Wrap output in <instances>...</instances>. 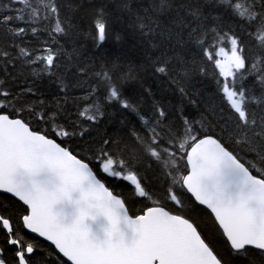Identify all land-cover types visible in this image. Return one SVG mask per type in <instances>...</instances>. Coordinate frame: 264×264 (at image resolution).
<instances>
[{"label": "snow or ice", "instance_id": "snow-or-ice-1", "mask_svg": "<svg viewBox=\"0 0 264 264\" xmlns=\"http://www.w3.org/2000/svg\"><path fill=\"white\" fill-rule=\"evenodd\" d=\"M0 196V264H264V0H0Z\"/></svg>", "mask_w": 264, "mask_h": 264}, {"label": "trees", "instance_id": "trees-1", "mask_svg": "<svg viewBox=\"0 0 264 264\" xmlns=\"http://www.w3.org/2000/svg\"><path fill=\"white\" fill-rule=\"evenodd\" d=\"M109 11H110V16H112V17H114L118 14L114 7H111L109 9ZM83 14L84 13H81V15H83ZM89 23H90V20L85 19L82 22V27L84 29H86ZM110 29L113 31H123L124 32V34H125L124 39L120 44H115L112 42L111 39H109L104 44L102 49L97 50L94 47L93 41L90 37H87L86 35H79L77 33H73L70 37V43L68 46V51L72 50L73 43H75V46L80 48L82 54L86 58L94 59L95 65L97 68H99L100 63H102L104 60H111V59H114L116 57H121V58L128 57V58H132V59L138 61V58L142 56V52L140 51V48L137 45V41L135 40V38L132 35L131 29H129L127 27V21L123 18L120 21H115L113 19L110 21ZM77 41H78V43H77ZM210 71H211V69H210ZM133 88H134V85L126 86V94L131 93ZM204 90L209 95L212 94V92L214 90V83L212 82V80L210 78L205 82ZM42 91H45V94L47 95L46 89L42 88ZM129 119L135 121V117L132 116L131 114H129ZM118 127H119L118 125H114V124L101 125L100 134L104 135V133H108L109 135H114L116 133ZM97 138H99V137H97ZM148 175L150 177H152V173H148ZM116 190L118 192L119 191H125L126 192V186L121 185L120 188H117ZM3 198H4L3 196H0V199H3ZM129 206L133 212L138 213V211L142 205L136 204L135 206H132V205H129ZM197 218L201 219V220L205 219V217H203L202 214L200 216H198ZM24 235L26 237H28V239L30 241H38L40 243V245L42 247L37 253L38 256H39L41 251L46 252L50 247H52L51 245L47 244L46 242L31 236L26 231L24 232ZM209 235H213V234L209 233ZM213 239H215L214 235H213Z\"/></svg>", "mask_w": 264, "mask_h": 264}, {"label": "water", "instance_id": "water-1", "mask_svg": "<svg viewBox=\"0 0 264 264\" xmlns=\"http://www.w3.org/2000/svg\"><path fill=\"white\" fill-rule=\"evenodd\" d=\"M29 233V232H28ZM32 236H34V237H36V238H38V239H41V240H43V238H40V237H37L35 234H32V233H30ZM44 241V240H43ZM46 243H48L49 245H50V242H47V241H45Z\"/></svg>", "mask_w": 264, "mask_h": 264}]
</instances>
